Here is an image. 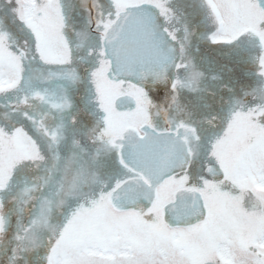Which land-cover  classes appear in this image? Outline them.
<instances>
[{
  "label": "flooded vegetation",
  "instance_id": "flooded-vegetation-1",
  "mask_svg": "<svg viewBox=\"0 0 264 264\" xmlns=\"http://www.w3.org/2000/svg\"><path fill=\"white\" fill-rule=\"evenodd\" d=\"M121 2L122 8L117 9L116 0H36V8L39 5L45 9L35 12L39 19L33 26L35 46L42 44L49 61L55 59L66 65L70 62L78 74V79L74 80L67 67L45 63L36 56L33 65L38 76L39 90L36 91L44 99L33 94L34 102L24 105L20 111L24 114L36 110L38 120L46 115L45 123L51 129L62 121L61 114L69 118L66 142L70 140L71 144L61 147L60 143H51L50 149L49 161L59 154L64 160L68 157L70 162L63 172V187H53L59 198L56 208H72L73 205L78 208L86 201V206H91L93 198L99 199L101 192L109 191L117 181L130 176L128 169L120 163L118 152L108 143L110 137L101 136L106 125V112L87 101L94 97L98 82L123 84L110 101L113 117L118 119L112 123L118 133L115 139L125 145V133L133 128V153L130 147L126 149L129 145L126 144L125 159L141 172L140 179L134 180L147 184L146 187L133 186V193L151 195L158 203L161 218L157 226L146 230L134 212L117 209L113 204L107 208L105 220L127 216L129 223H133L132 237L122 236L126 243L106 251L114 257L111 264H116L118 258L113 253L119 245L133 248L126 264H253L244 240L254 228L247 213L255 204H264V151L258 148V125L248 110L264 105V91H261L264 76L260 75L259 63L264 58V45L259 35L254 34V30H264L260 29V20L264 17L249 7L250 0H161L167 11L156 7L154 0ZM141 2L154 5L168 34L176 37L179 58L173 78L175 91L172 87L157 89L109 79L111 61L105 51L106 33L127 5ZM245 18L254 22V30L245 31L234 43H212L209 39L213 33L222 39L232 38L243 29L230 30L227 26ZM20 27L29 36L30 27L23 21ZM37 32L42 41L37 40ZM24 51L29 54L26 46ZM183 65H188V70ZM101 68L102 72L99 71ZM94 72L99 75H92ZM193 72L199 74L194 80ZM70 86L72 91H69ZM100 91L105 96L106 91ZM58 92L62 96L70 92L76 106L53 108V104H58L55 101ZM118 97L125 99L117 105ZM181 122L197 130L198 142L193 133L184 128H179L177 134ZM150 130L173 133L166 140L161 155V167L171 172L157 173L165 177L154 181L156 188L150 179L151 172L147 169L146 173L140 167L144 164L139 161L148 157L139 155L136 146L138 136L144 138ZM80 135L87 137L83 146ZM47 142L51 141L42 136L43 154ZM66 149L68 154H65ZM212 152L216 153L214 158H210ZM132 160L133 164L129 162ZM80 161L83 164L79 167ZM187 163L208 176L207 186L188 189L175 176L167 178L172 172L183 176ZM207 164L214 167L210 176L204 172ZM218 165L229 177L222 187L216 184L222 178L215 170ZM188 171L191 173L190 169ZM52 174V171L48 173L49 176ZM44 176L45 173L41 176L42 185H45ZM193 183L199 184V181L194 179ZM182 190L190 200L195 198L194 192L196 195L199 192L205 203L211 205L212 220L208 226L189 229L176 228V223L171 224L172 227L164 225L163 205L177 199ZM32 193L23 196V204ZM147 203L142 199L139 206Z\"/></svg>",
  "mask_w": 264,
  "mask_h": 264
},
{
  "label": "snow or ice",
  "instance_id": "snow-or-ice-1",
  "mask_svg": "<svg viewBox=\"0 0 264 264\" xmlns=\"http://www.w3.org/2000/svg\"><path fill=\"white\" fill-rule=\"evenodd\" d=\"M8 3L11 0H7ZM121 0H116L117 9L122 8ZM155 6L159 7L162 11H167L165 5L160 3L159 0H155ZM249 7L258 10L261 17H264V0H250ZM140 12L144 13L145 9L143 5L139 6ZM125 27L127 28L128 34H135L139 31L141 27L140 20L137 19L136 14H132L130 18L125 19ZM230 30H235L237 28L243 29L235 34L232 38L222 39L217 37L213 33L209 39L212 43H234L239 40L240 36L244 34L245 31L254 30V22L251 18H245L243 20H236L235 22H230L227 26ZM260 29H264V19L260 20ZM224 29H219L222 31ZM254 34H258L262 45H264V30H254ZM35 36L38 41H42V37L37 32ZM176 39L175 36L172 37ZM36 52L33 59L39 56L45 63L58 64L60 67H67L70 72L73 73V79H78V74L71 67L69 62L67 65L63 61H56L55 59L49 61L48 55L45 52L42 44H37ZM27 56L26 53L21 52L16 56L17 61L20 62L21 67V77L23 79V64L22 60ZM117 59H119V54H117ZM261 72L260 75L264 76V58L260 61ZM183 67L188 70V65H183ZM99 71H103L101 68ZM92 75H99V72H94ZM199 74L196 72L192 73L193 80ZM131 77H125V79H130ZM191 84V81L189 82ZM173 90L176 89V84L171 85ZM145 95L147 90L145 89ZM264 91V88L261 89ZM35 95L41 100L44 97L36 92ZM103 99V96L100 97ZM150 102V97L148 98ZM71 101L65 98L63 105L53 104V108H71ZM101 107L107 113L105 117L106 127L101 130V136H109L108 143L111 147L116 150L120 156V163L128 169L130 176L125 180H119L115 185L109 189L107 192H101L99 199L93 198L91 200V206H86L88 203L81 204L71 215L66 225L62 229H53L51 235L47 241L46 245V255L44 257L46 264H98L97 261L93 260L91 257L97 255L94 251L96 248H103L105 251H110L115 248L118 244L126 243L127 241L122 239V233L126 225L129 223V218L127 216H122L120 218L113 219L112 221L105 220L106 209L112 206L114 199L121 198L117 195L122 186L128 184L134 179H140L141 172L137 170L134 166L130 165L125 159L124 150L125 145L122 143H117L115 137L117 136V131L113 128L112 118L113 112L107 106L102 104ZM249 116L253 117L258 125V135L260 142L258 148L264 151V105L250 108L248 110ZM24 117L21 123V127L9 128L7 126L0 127V193H5L9 185L13 182V178L17 173L18 169H43L45 176L44 184L47 186L50 182H55L52 176H49L50 171L55 172L60 167V157L56 155L53 157L54 164L51 167L46 166L48 158L43 154L41 150V137H47L51 143L58 144L61 139V133L59 129H50L45 123L46 115L40 120H34L28 112H24ZM73 123H76L75 118H73ZM24 125L28 126V130H25ZM179 128H184L186 132L190 131L193 133L195 140L198 142L200 137L197 135V130L194 127L185 125L183 122L180 123L177 129V134ZM31 133V134H30ZM100 138V137H98ZM143 139V138H141ZM14 142L16 147L14 149L9 147V144ZM151 152L152 149L150 148ZM188 151L194 155L191 148ZM216 156L215 152L210 153V158ZM145 167H151V159H145L142 161ZM70 164H65V169H67ZM188 169L191 170L189 173ZM216 171L219 172L222 177L216 181L217 186H223L226 179H228L227 171L220 170V166H216ZM214 167L211 164L204 166V172L208 175H212ZM175 176L178 180L185 183V187L188 189H198L201 186H207L209 184L208 176H205L197 171V169L191 164L187 163L185 172L181 176L178 172H172L168 179ZM159 179V176H157ZM199 181V184L193 183V180ZM59 186L63 187V181H59ZM72 188H75V183L72 184ZM33 188L25 187L23 189V195L27 196ZM43 195V193H42ZM126 198L132 205L131 209L125 210L134 212L139 219L142 221L143 226L146 230L157 226L161 218V210L158 203L151 195L141 196L137 193H132ZM33 204V216L34 218L30 220L29 224L25 227V233L31 232V236H27V240L31 244H35L37 238V230L47 228L48 226V213L50 208L48 207L49 202L44 199L43 203L36 197L29 198ZM140 199L147 200L146 206H139ZM29 201H25L28 203ZM11 203L14 205L13 208H9L7 205ZM39 207V211L36 209ZM15 205V198L12 197L10 200L0 198V244H3L4 237L7 234L9 227V216L12 215ZM20 211H23L22 209ZM172 214V218L177 221L175 227H185V228H201L202 226H208L212 220V207L206 204L204 197L197 193L195 199L190 203H181L177 198L172 200L168 204H164L162 208V220L164 225L172 227L169 221V215ZM251 223L254 225L252 231L246 234L244 240V246L253 257V264H264V204H255L247 213ZM25 236H16L18 241H24ZM30 251H34V248H29L28 245H20L12 247L11 256L8 257L9 264H27V254ZM103 255V253H100ZM112 257H105V264H111Z\"/></svg>",
  "mask_w": 264,
  "mask_h": 264
},
{
  "label": "rangeland",
  "instance_id": "rangeland-1",
  "mask_svg": "<svg viewBox=\"0 0 264 264\" xmlns=\"http://www.w3.org/2000/svg\"><path fill=\"white\" fill-rule=\"evenodd\" d=\"M159 2L161 3V0H159ZM36 9L45 8L44 6L42 7L39 5L36 8V0H11L10 3H8L7 0H0V127H21L22 125L20 121L25 119V117L20 112L14 111L11 104L31 96L37 92L36 90H39V86L36 83L38 76L33 68L35 60L33 59V56L35 55V37L33 26L36 24L38 19V16L35 14ZM22 21L30 27L31 32L29 33V36H27V33H24L23 29L20 27V23ZM27 43L30 44L27 45ZM24 46L28 48L29 54H27V56L22 60L24 71L22 73L23 79H20L21 67L20 62L16 59V56L21 52L25 53ZM122 86L123 84L119 83H110L107 81H104L103 83L98 82L94 87V97L87 98V101L94 103L98 110L99 108H102V104L107 105L110 108V101L113 95H115L116 91ZM72 89L73 88L70 86L69 91H72ZM100 90L106 91L103 99L100 98L102 95ZM45 93H47L46 90ZM65 98L71 101L72 107L76 106L70 92L67 93V96H62L61 93L58 92L55 101L59 105H63ZM28 113L34 120L38 121L36 110H29ZM61 115L62 121L58 123L54 129L60 130L61 139L59 143L61 147H63V145L68 147L71 144L70 140L66 142V137H68L69 118H66L63 114ZM98 116L100 117L101 115L98 114ZM117 121V118H112V123H116ZM24 127L27 131L28 126L24 125ZM79 137L80 144L83 146L87 141V137L84 135H80ZM44 146V155L49 160V157H51L50 149H52V144L51 142H47ZM9 147L14 149L16 145L12 142L9 144ZM65 154H68L67 149L65 150ZM59 157L60 167L55 171V173L58 174L56 180H54L55 182H50L47 186L42 185L41 176L44 173L43 169H18L13 178V182L9 185L7 191L5 193H0V198H4L6 200H10L14 197L16 205L12 215L9 216V227L7 234L4 237L3 244H0V264H9L8 257L12 254L11 249L17 244L28 245L29 248H34V251H30L27 254V264H40L41 261L42 264H46L44 259L46 255V245L52 230L57 228L62 229L64 225H66L72 213L77 209L74 205L71 206L72 208H56L59 203V198L57 197L58 192L53 187L59 185L58 182L62 181L63 172L66 170L65 164H70V162L67 161L68 157L65 160L61 155H59ZM82 164L83 162L80 161L79 167ZM25 187L33 188V193L30 197L39 198L41 203H43L44 199H46L49 202L48 207L50 208L48 213V226L47 228L37 230V238L34 245L27 240V236H31L32 233H25L24 231L30 220L34 218L32 208L33 202L30 199H27L29 202H24L23 204L22 201L24 196L23 189ZM7 206L10 209L14 207L11 203ZM21 209L23 211H20ZM36 211H39V207H37ZM132 234L133 223H128L123 230L122 236L127 237L130 235L129 238H131ZM17 235L25 236L26 238L24 241H18L16 239ZM132 249L133 248L131 247L122 248L119 245L113 253V255L118 258L116 260V264H126V258L132 255ZM94 251L97 255L91 258L97 261L98 264H105V257L111 256V254L104 251L103 248H96ZM100 253H103V255H100Z\"/></svg>",
  "mask_w": 264,
  "mask_h": 264
},
{
  "label": "water",
  "instance_id": "water-1",
  "mask_svg": "<svg viewBox=\"0 0 264 264\" xmlns=\"http://www.w3.org/2000/svg\"><path fill=\"white\" fill-rule=\"evenodd\" d=\"M140 5H143L144 13L140 12ZM134 13L137 19L140 20L141 27L135 34L125 35L127 32L125 19L130 18ZM104 43L106 56L111 61L108 71L110 80L135 82L144 87L157 89L171 88L179 58V46L177 41L168 34L163 18L154 5L147 2L127 5L109 27ZM117 54H119V59H117ZM125 77L131 78L125 79ZM122 99L124 100L125 98L118 97L116 104L118 105ZM172 135V132L150 130L143 139L140 136L137 138V152L152 161L151 167L140 166L145 172L147 169L151 172L152 177L150 179H153L152 182L157 179L158 172H171L161 167V155L163 154L166 140ZM125 136V145L129 144L126 149L130 147L133 153V128L128 129ZM150 148L152 149L151 152L149 151ZM129 162L133 164V160ZM139 162L142 163L141 160ZM164 177L165 175H161L159 179L163 180ZM156 184V182L153 183L155 188ZM133 186L146 187L147 184L139 180H132L122 186V189L117 194L121 198L114 199L112 203L117 209L132 208V205L124 197L133 193ZM137 194L140 195L141 193L138 192ZM194 194L196 197L195 192ZM177 196L181 203L190 204L195 199L190 200L184 195V190L180 191ZM141 201L142 199H140L139 203ZM169 221L171 224L177 223L172 218V214L169 215Z\"/></svg>",
  "mask_w": 264,
  "mask_h": 264
},
{
  "label": "trees",
  "instance_id": "trees-1",
  "mask_svg": "<svg viewBox=\"0 0 264 264\" xmlns=\"http://www.w3.org/2000/svg\"><path fill=\"white\" fill-rule=\"evenodd\" d=\"M35 97L34 96H30L27 98H24L22 100L16 101L14 103L11 104V107L14 111L20 112L21 108L26 105L29 106L30 103L34 102Z\"/></svg>",
  "mask_w": 264,
  "mask_h": 264
},
{
  "label": "clouds",
  "instance_id": "clouds-1",
  "mask_svg": "<svg viewBox=\"0 0 264 264\" xmlns=\"http://www.w3.org/2000/svg\"><path fill=\"white\" fill-rule=\"evenodd\" d=\"M53 164H54V161L53 160H51V161L48 160L46 166L51 167ZM57 175H58L57 173L53 172L52 177H53L54 180H56Z\"/></svg>",
  "mask_w": 264,
  "mask_h": 264
}]
</instances>
